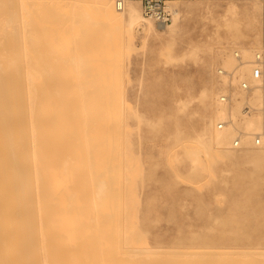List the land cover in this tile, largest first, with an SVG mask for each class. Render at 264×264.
Returning <instances> with one entry per match:
<instances>
[{
  "label": "rangeland",
  "instance_id": "1",
  "mask_svg": "<svg viewBox=\"0 0 264 264\" xmlns=\"http://www.w3.org/2000/svg\"><path fill=\"white\" fill-rule=\"evenodd\" d=\"M109 1L115 9L116 0ZM18 2L13 28L19 40L12 27L4 29L0 9V64L8 71L0 74V264L53 257L60 264H264V152L216 149L205 140L206 150L197 139L203 115L215 128L209 119L216 98L231 83L217 69L236 68L233 51L264 45V0H169L174 16L166 26L142 17L133 28L104 22L95 3L81 2L64 53L60 1L27 0L21 10ZM129 5L143 15L141 0H125ZM17 48L24 116L20 72L8 62ZM24 49L34 72H46L37 74L41 79L25 70ZM73 54L83 59L66 61ZM227 54L234 58L230 68L221 62ZM49 75L60 78L54 143L42 111L53 85ZM5 143L14 147L15 153L6 148L19 167L10 165ZM59 164L60 186L51 187L46 173L58 174ZM34 236L37 251L31 250Z\"/></svg>",
  "mask_w": 264,
  "mask_h": 264
},
{
  "label": "bare ground",
  "instance_id": "2",
  "mask_svg": "<svg viewBox=\"0 0 264 264\" xmlns=\"http://www.w3.org/2000/svg\"><path fill=\"white\" fill-rule=\"evenodd\" d=\"M15 1L16 0H1V5H0V9H1V13H2V15L4 16V19H3V23H4V29L8 32V28H10V27H12L13 28V26L15 27V24H14V22H13V18H14V16H15V18H16V12H15ZM17 1H19L18 2V8H20V10L22 9V8H25L26 6H27V0H17ZM60 1V37H62V41L63 42H61V45H59L60 47H61V50H63L62 51V53H64V49H66V48H68V46L70 45V43L69 42H67V41H65L64 40V38L66 37V36H68L69 34H71V32H72V29H70L71 28V24L74 22V14H73V11H74V8L75 7H77V6H79V4L81 3V2H83V3H86L87 1L89 2V3H91V4H96L97 6H98V8H99V11H100V14H101V16H102V19H103V21L104 22H110V23H116V24H123V23H127V25H128V28H133L134 26H136L140 21H141V19H142V17H143V19H146L145 18V16H143V15H140L139 13H138V11H137V9L135 8V7H133V6H131V5H129V6H125V0H121V2H123V4H122V7L121 6H119V2H120V0H116L115 1V9H114V5L112 4V2H110L109 0H59ZM54 3V2H53ZM167 3H169V0H166V4ZM169 8H170V10H171V12H172V15L174 16V11H173V9L170 7V5H167ZM257 9H258V7L257 6H255V7H252V9H250L251 10V15L253 16V20L255 21L256 20V15H257ZM119 11V13L120 14H116L115 13V11ZM20 12V11H19ZM57 12H59V11H57ZM0 13V14H1ZM250 13V12H249ZM21 14H23V12L21 11ZM86 14V13H85ZM23 16V15H22ZM22 16H20V17H22ZM20 17H19V20H20ZM22 21V20H21ZM21 21H19V22H21ZM95 21H97V20H95ZM12 23H13V25H12ZM22 23H23V21H22ZM22 23L20 24V26L22 25ZM88 23V22H87ZM17 24V23H16ZM17 26V25H16ZM158 26H160V27H164V26H166V25H163V24H159ZM157 26V27H158ZM150 27V26H149ZM19 28V27H18ZM21 28V27H20ZM22 28H23V26H22ZM34 28V27H33ZM128 28H127V30H128ZM28 28H26L25 29V27H24V30L26 31ZM149 29V28H148ZM13 30H15L14 31V33H12V34H15V36L18 38V34H17V32H16V30L17 29H15V28H13ZM12 30V31H13ZM20 30H22V29H20ZM2 31H3V34H5L4 33V30L2 29ZM25 31H23L22 30V33L24 34V32ZM2 33V32H1ZM9 33H11V32H9ZM17 34V35H16ZM23 34H21V37H22V35ZM1 35V34H0ZM32 35H33V33H32ZM26 36V35H25ZM25 36L23 35V37H24V39H25ZM11 37H13V36H11ZM5 38V37H4ZM3 38V39H4ZM15 38V37H14ZM14 38H12V39H14ZM17 38H15L16 39V41H15V39L13 40V42L12 43H16V47H18L17 45H19V42L17 43V41L19 40V38H18V40H17ZM23 38H21V40H24ZM4 41H5V39H4ZM11 41V40H10ZM26 40H24V42H25ZM21 42H23V41H21ZM23 42V43H24ZM3 43V42H2ZM22 43V44H23ZM0 44H1V42H0ZM4 44V43H3ZM5 44H6V42H5ZM8 44V43H7ZM26 44V43H25ZM25 44H23V47L25 46ZM15 45V44H14ZM0 47H2V46H0ZM15 47V48H16ZM27 47V46H26ZM25 47V48H26ZM60 47L59 48H56V49H60ZM262 47H264V45L263 46H260V47H257V48H254V49H252V50H250L249 51V48H246V49H243V51H241V50H239L242 54H241V56H242V59H243V61H246V62H248V61H250L251 59H252V55H253V52L254 51H256V50H258V49H260V48H262ZM14 47H12V49H13ZM18 50L16 51V49L15 50H13V52L15 53V55H14V58L16 57V55L18 56V54H20L19 53V48H17ZM23 49V48H22ZM27 49H28V47H27ZM23 50L24 52L22 53V54H25L24 56L22 55V60L23 61H25V62H27L25 65H26V67L28 66V68H26V67H24L25 68V70L26 69H28L31 73H32V71H33V73L32 74H34L35 75V73H36V75L33 77V79L35 78V79H38V78H40V77H42L46 72H43L42 71V73H43V75H42V73H40V72H38L37 73V71H35L34 72V69H33V67H32V65L30 66L29 65V62L27 61V60H25L24 59V57L26 56L27 57V55H28V53H26V51H28V50ZM53 51H54V48H53ZM236 51H238V50H236ZM236 51H233V55H234V53L236 52ZM238 51V52H239ZM18 52V53H17ZM243 53H245V55H243ZM27 54V55H26ZM65 55V54H64ZM247 55V56H246ZM20 56V55H19ZM28 57H29V55H28ZM14 58H12V60L11 61H8V62H10V63H12V61L15 63V67H16V69L18 70V72H20V73H16L18 76L21 74V70H19L20 68H21V63H19L20 61V57H16L15 59ZM18 59V60H17ZM65 59H68V60H66V61H69V60H73V62H77L79 59H83L82 58V55H80V54H73V55H70V56H68L67 58H65ZM17 60V61H16ZM19 61V62H18ZM30 61V60H29ZM65 60H63V62H64ZM25 62H23V63H25ZM221 62H222V66L223 67H225V68H230V67H232L233 66V63H234V58H233V56H231V55H229V54H227V56H224V58H223V60H221ZM69 63V62H68ZM7 64H9V63H7ZM6 64V65H7ZM20 66V68H19V66ZM64 64V63H63ZM67 64V63H66ZM73 64V63H72ZM77 64V63H76ZM24 65V64H23ZM10 66H12V65H10ZM18 66V67H17ZM14 67V68H15ZM29 67H30V69H29ZM34 68H35V66H34ZM44 70V69H43ZM226 70V69H225ZM219 71V69H217V72ZM228 71H231V70H228ZM7 73L8 71H6V68H4L3 66L1 67V64H0V74H3V73ZM11 72H12V70H11ZM25 72V71H24ZM52 72V71H51ZM50 72V73H51ZM15 73V72H14ZM49 73V74H50ZM13 74V73H12ZM40 76H38V75ZM47 74H48V72H47ZM16 75V76H17ZM50 75H52V73L50 74ZM50 75L49 76H47V78H49L50 77ZM1 76V75H0ZM3 76V75H2ZM8 76V75H7ZM12 76H14V75H12ZM18 76L16 77V79L18 78ZM46 76V75H45ZM20 78V79H19ZM19 78H18V80H17V83H16V85L17 86H19L17 89H19V90H17V92H18V94H20L19 96H20V99H18V102H19V100H20V102H22L23 101V94H22V80H21V76H19ZM24 78H26V77H24ZM46 78V79H47ZM240 78H243V79H245V80H248V81H250V75H249V66H247V65H245V66H243L241 69H240ZM0 79H1V77H0ZM34 79V80H35ZM41 79V78H40ZM50 79H51V77H50ZM9 80V79H8ZM25 80V79H24ZM33 80V83L35 82ZM39 80V79H38ZM4 81V80H3ZM14 81V83H13V87H14V84H15V80H12V82ZM26 81V80H25ZM2 81H0V84H2L1 83ZM11 82V83H12ZM47 82H49V84H53V85H50V86H48V88H47V94H46V101H45V105H44V107H43V109H42V111H43V115H44V118H45V124H46V127H48V129H49V132H48V137H49V139H50V141L52 142V143H54L55 141H52V139H54V137H56V140L59 138V135L55 132V130L54 129H58V130H60V78H58V79H51V80H47ZM214 82V81H213ZM9 83V82H8ZM20 83V84H19ZM35 84V83H34ZM33 84V87H32V85H31V91L33 92V94H31L32 95V98H33V100H31L32 101V103L33 104H31V105H35L34 103L36 102V98H37V95H36V91L38 90V87H37V90H35L36 88H34V86H36V85H34ZM44 85H45V81H44V83H43ZM27 85V84H26ZM44 85H42L43 87H44ZM3 86V85H2ZM1 86V89L3 88ZM41 86V87H42ZM40 87V88H41ZM213 87H214V85H213ZM25 88H26V86H25ZM4 89V88H3ZM13 90L15 89V88H12ZM33 90H35V91H33ZM41 90V89H40ZM39 90V91H40ZM3 92V91H2ZM14 92V91H13ZM42 92V91H41ZM222 92H224V91H222ZM35 93V94H34ZM37 93H39L38 91H37ZM236 93V92H235ZM14 94V98H15V93H13ZM33 95H34V97L36 96V98H34L33 97ZM206 95V93H205V91L204 90H202L201 91V95L200 96H205ZM1 98H2V101L4 102L5 101V99H4V93H1ZM18 96V97H19ZM26 96H27V93H26ZM236 98H238V97H240L241 99H243V94L240 92V91H238L237 90V95L235 96ZM28 98V97H27ZM31 98V99H32ZM27 100V99H26ZM35 100V101H34ZM16 102V101H15ZM18 103L19 105H20V107H21V116H24L23 114H24V110H22L24 107H22L23 106V102H22V104L21 103ZM214 102V101H213ZM238 102V103H237ZM250 102L252 103V104H254V105H256L257 104V102H258V97L256 96V97H254L253 99H251L250 100ZM26 103H27V101H26ZM236 103H237V106H236ZM239 103H241V101L240 100H234V102H233V104L232 105H227V104H223V103H220L219 101H218V96H217V98H216V101H215V107H213V108H215L214 109V113H213V115L210 117V121H211V124L213 123V120H216V123H215V128L214 129H209L208 127H207V124H206V121H207V118L208 117H206V116H202L201 117V119H202V128H201V130H200V132H199V134L197 135V139H198V142L201 144V145H203L204 146V149H206L207 150V148H208V146L205 144V140H207V142L209 143V145H211L213 148H216V149H220V148H233L232 146H231V143H232V140H233V138L237 135V133H239L240 131L239 130H237L236 131V134H235V130L236 129H240V130H242L241 132L245 135L243 138H242V145L239 147V148H233V149H240V150H245V149H247V150H261L262 152H264V137H263V145L261 146V147H256V146H254L252 143H251V138H250V134L251 133H253V132H255L256 130L258 131V130H260V129H264V124H263V122H262V119H261V117H259V116H252V117H250V118H247V119H244V120H242L241 118H240V109H241V104H240V107H238L239 106ZM28 104V103H27ZM3 105L4 106H6V101L3 103ZM15 106H16V103H15ZM9 107V106H8ZM33 107V106H32ZM16 108V107H15ZM19 108V107H18ZM34 108V107H33ZM4 109H6V113L5 114H7V108H4ZM28 109V108H27ZM32 109V108H31ZM1 111V110H0ZM17 112V111H16ZM33 112H34V110H33ZM2 114V113H1ZM1 114H0V116H1ZM29 114V113H28ZM10 117V115L8 114V118ZM227 118H230L231 119V123L230 124H228V125H226L224 128H218V122L219 121H222V120H224V119H227ZM1 119H2V117H1ZM6 119H7V116H6ZM20 119V118H19ZM24 117H21V121H22V123H24ZM29 119V118H28ZM31 119H32V117H31ZM8 120V119H7ZM18 120V119H17ZM260 121H261V123H260ZM29 122V121H28ZM10 123V122H9ZM31 123V122H30ZM29 123V124H30ZM4 124V123H3ZM2 124V125H3ZM8 124V123H7ZM17 124H19V123H17ZM33 124V123H32ZM20 125V124H19ZM24 125H25V123H24ZM24 125L22 124V126L24 127ZM31 125V124H30ZM33 128H34V124H33V126H32ZM5 128V127H4ZM8 128H10V127H8ZM11 129V128H10ZM4 130V129H3ZM3 130H2V132H3ZM34 131H33V137H36V131H35V129H33ZM30 131V130H29ZM1 132V133H2ZM4 132H6V130L4 131ZM11 133V131L9 132V134ZM24 133V132H23ZM8 134V132L6 133V135ZM31 134V133H30ZM9 136H11V134L9 135ZM21 136V135H20ZM19 136V137H20ZM29 136H31V135H29ZM19 137H17V139H19V140H22L21 138H19ZM32 137V138H33ZM31 138V137H30ZM11 138L9 137V140H10ZM34 140L36 139V138H33ZM12 140H10V142H11ZM4 142V141H3ZM5 142H8V139L5 141ZM21 142V141H20ZM35 142V141H34ZM10 143H5V149L7 150L6 152H7V156H8V158H9V156H10V154H8L9 152H12L11 151V149L14 151V147H12L11 145H9ZM35 144H36V142H35ZM8 146H11L10 148V151H9V149H7L8 148ZM58 146H60V144H58ZM7 147V148H6ZM16 149H17V147H16ZM18 150V149H17ZM9 151V152H8ZM25 151L27 152V149L25 148ZM22 152H23V150H22ZM31 152H32V148H31ZM13 153H15V151L13 152ZM242 153H245V152H242ZM12 154V153H11ZM26 154L27 153H25V155L23 154L22 156H26ZM33 154V153H32ZM32 154H31V156H32ZM13 155V154H12ZM11 155V156H12ZM35 155V154H34ZM56 155L58 156V158H60V147L56 150ZM11 156H10V159H9V161L12 159L11 158ZM14 156H15V154H14ZM27 158H28V154H27ZM35 158H36V156H35ZM34 158V159H35ZM2 159V158H1ZM14 159H16L15 157H14ZM24 159H26V157L24 158L23 157V160ZM31 159H33V158H31ZM261 160H262V158H260ZM16 160H18V159H16ZM13 161L14 162V164L17 166V167H19L18 165H19V163L17 162V161ZM24 161H26V160H24ZM33 161V160H32ZM65 161V160H64ZM67 161V160H66ZM12 162V160L10 161V165L12 164L13 165V162ZM15 162H17V163H15ZM22 162V161H21ZM2 163V162H1ZM24 164H26V165H29L28 164V162H24ZM65 164V163H64ZM63 164V165H64ZM4 165H5V163H4ZM4 165H2V166H4ZM32 165H33V163H32ZM9 167V166H8ZM14 167V166H13ZM20 167H23L22 165L20 166ZM28 168H29V166H27ZM15 168V167H14ZM57 168H58V174H53L52 172H50V171H47V173H46V177H47V179H46V181L48 182V184H49V186H51V187H58V186H60V164L57 166ZM5 169H6V167H5ZM23 169H25L26 170V168H24L23 167ZM17 170L19 171V174H20V170H21V168H20V170L17 168ZM3 171H4V169H3ZM6 171V170H5ZM14 171L16 172V174L18 173L16 170H14L13 169V174H14V179H15V173H14ZM22 171H24V170H22ZM27 171V170H26ZM33 171H34V169H33ZM25 172V171H24ZM29 172H30V170H29ZM23 173V172H22ZM8 174V173H7ZM26 174H30V173H26ZM25 173H23V175H26ZM11 175H12V173H11ZM28 175H26V176H28ZM33 175H34V173H33ZM26 176H25V180H26ZM30 176V175H29ZM28 176V181H30V177ZM13 177V176H12ZM12 177H11V179H12ZM17 177H19L20 178V176H18L17 175ZM37 177V176H36ZM24 178V177H23ZM34 178V177H33ZM14 179H12V180H14ZM9 180V179H8ZM21 180V179H20ZM24 180V181H25ZM26 180V181H27ZM35 180V179H34ZM25 181V182H26ZM13 182V181H12ZM21 182V181H20ZM28 184L30 183V182H27ZM36 183V182H35ZM16 183H14L13 182V186L15 185ZM28 184H26V185H28ZM30 185V184H29ZM28 185V186H29ZM35 185V184H34ZM16 186V185H15ZM22 187H24V185H23V182H22V185H21ZM36 186V185H35ZM34 186V187H35ZM68 186V185H67ZM21 187V188H22ZM28 188V187H27ZM26 188V191L28 190ZM17 189V188H16ZM14 190V189H13ZM15 191V190H14ZM36 191V190H35ZM34 191V192H35ZM99 191H100V189H99ZM17 192V191H16ZM23 192V191H22ZM37 192V191H36ZM15 193V192H14ZM24 193V192H23ZM35 195H36V193H35ZM15 197H17V196H15ZM36 197V196H35ZM69 197V196H68ZM67 197V198H68ZM18 198V197H17ZM32 197H31V193L28 195V200H30V203H31V207L33 206L32 205ZM36 199V198H35ZM17 200V199H16ZM40 202V201H39ZM37 203V202H36ZM69 203V202H68ZM15 204H16V202H15ZM24 204V203H23ZM37 205V204H36ZM102 204H100V206H101ZM22 206H24V205H22ZM100 206H99V208H100ZM16 207H17V205H16ZM30 207V208H31ZM39 207V206H38ZM18 209H19V207H17ZM33 208V207H32ZM31 208V212L33 213H31V216H33V219H32V226H35V222H33L34 221V212H33V209ZM37 208V207H36ZM40 209V208H39ZM24 212H26V211H24ZM30 212V211H29ZM16 214H17V210H16ZM30 214V213H29ZM19 218H20V216H19ZM38 218V217H37ZM41 219V218H40ZM27 224H29L28 222H27ZM31 224V223H30ZM34 224V225H33ZM38 224H39V222H38ZM22 226V225H21ZM38 226V229H39V225H37ZM33 228V227H32ZM41 228V227H40ZM34 230H32L33 231V233L35 232L36 233V230H35V228H33ZM41 230V229H40ZM34 233V234H35ZM39 235H40V237H41V235H42V233L41 232H39ZM21 237H23V236H21ZM24 238V237H23ZM21 239L22 240V242H23V240L24 239ZM30 239V238H29ZM43 239V238H42ZM32 240V239H31ZM30 240V241H31ZM34 241H35V236H34V239H33ZM27 241V240H26ZM39 241H40V244H42V246H43V248L45 247V245H43L44 244V240H42V242H41V240L39 239ZM31 243H32V241H31ZM34 243V247L35 248H32V246L33 245H31V250H36L37 251V242L35 241V242H33ZM24 244V243H23ZM120 245V244H119ZM25 246V245H24ZM24 246H23V248H24ZM27 246V245H26ZM120 247V246H119ZM25 249H26V247H25ZM25 249H24V252H25ZM47 249V248H46ZM27 250V249H26ZM35 252V251H34ZM33 253V252H32ZM40 253H42L41 251H40ZM25 255H26V253H25ZM43 255V254H42ZM41 255V256H42ZM38 256V255H37ZM195 257V256H194ZM26 258H27V256H26ZM52 258V257H51ZM1 260H2V258H0ZM25 260V259H24ZM27 260V259H26ZM44 260V262H43V264H60V262H59V260L56 258V257H53L52 259H50V260H48L47 261V259L46 258H44L43 259ZM0 263H2V262H0ZM34 263V262H33Z\"/></svg>",
  "mask_w": 264,
  "mask_h": 264
},
{
  "label": "built area",
  "instance_id": "3",
  "mask_svg": "<svg viewBox=\"0 0 264 264\" xmlns=\"http://www.w3.org/2000/svg\"><path fill=\"white\" fill-rule=\"evenodd\" d=\"M142 13L145 17L153 19L158 24L166 25L172 18V12L166 4V0H141ZM123 2H119L122 7ZM234 57L237 61L235 69L228 71L219 69L218 74L226 77L231 83L228 84L224 92L218 95V101L223 104L232 105L234 100L241 101L240 118L242 120L252 116H259L264 124V47L253 52L252 59L243 61L241 53L236 51ZM249 66L250 81L240 78V69ZM243 94V99L235 97V91ZM258 97L256 105L250 102L254 97ZM231 123L227 118L218 122V128H224ZM245 135L240 131L233 138L231 146L239 148L242 145V138ZM264 129H260L250 134L251 143L256 147L263 145Z\"/></svg>",
  "mask_w": 264,
  "mask_h": 264
}]
</instances>
